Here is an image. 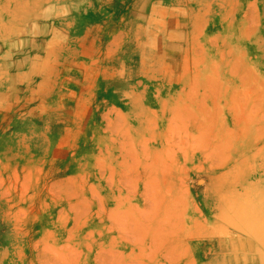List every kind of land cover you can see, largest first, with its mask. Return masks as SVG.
Returning a JSON list of instances; mask_svg holds the SVG:
<instances>
[{
    "label": "rangeland",
    "instance_id": "1",
    "mask_svg": "<svg viewBox=\"0 0 264 264\" xmlns=\"http://www.w3.org/2000/svg\"><path fill=\"white\" fill-rule=\"evenodd\" d=\"M0 264H264V0H0Z\"/></svg>",
    "mask_w": 264,
    "mask_h": 264
},
{
    "label": "bare ground",
    "instance_id": "2",
    "mask_svg": "<svg viewBox=\"0 0 264 264\" xmlns=\"http://www.w3.org/2000/svg\"><path fill=\"white\" fill-rule=\"evenodd\" d=\"M248 232V231H247Z\"/></svg>",
    "mask_w": 264,
    "mask_h": 264
}]
</instances>
